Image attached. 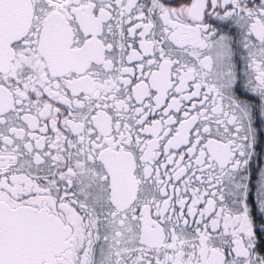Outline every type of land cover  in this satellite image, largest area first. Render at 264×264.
Segmentation results:
<instances>
[{"label": "snow or ice", "instance_id": "obj_1", "mask_svg": "<svg viewBox=\"0 0 264 264\" xmlns=\"http://www.w3.org/2000/svg\"><path fill=\"white\" fill-rule=\"evenodd\" d=\"M257 150L264 0H0V264H264Z\"/></svg>", "mask_w": 264, "mask_h": 264}, {"label": "flooded vegetation", "instance_id": "obj_2", "mask_svg": "<svg viewBox=\"0 0 264 264\" xmlns=\"http://www.w3.org/2000/svg\"><path fill=\"white\" fill-rule=\"evenodd\" d=\"M253 166L256 168L255 180L258 182L260 180V171L264 170V152L257 150L255 156L253 157ZM259 186L258 183L253 185V190Z\"/></svg>", "mask_w": 264, "mask_h": 264}]
</instances>
